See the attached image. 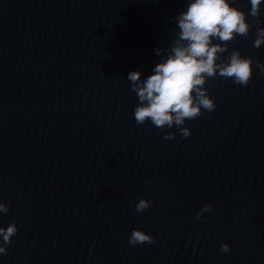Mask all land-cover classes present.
<instances>
[{
    "label": "clouds",
    "instance_id": "obj_1",
    "mask_svg": "<svg viewBox=\"0 0 264 264\" xmlns=\"http://www.w3.org/2000/svg\"><path fill=\"white\" fill-rule=\"evenodd\" d=\"M250 12L257 18L261 13L262 0H250ZM179 31L168 49L157 48L161 56L152 74L142 79L140 71H132L127 79L131 91L138 98L134 109V119L138 125L149 120L157 128L180 129V135H191L184 127L187 120L199 118L203 111L212 112L216 105L208 93L206 84L217 76L231 79L234 84L246 87L253 76V65L264 75V64L258 59L242 56L239 50L232 49L227 60L223 54L229 51L228 45L237 36L248 38L252 25L246 20V13L234 6L233 0H189L186 10L176 17ZM218 41V42H216ZM264 45V28H257L253 46L259 49ZM166 53V55H164ZM165 140L175 139V133H166ZM152 201L140 199L135 210L142 213L148 210ZM9 207L0 201V213H8ZM213 211L212 205H204L197 213L200 220L205 212ZM18 232L15 222L6 228L0 227V254L7 253V245ZM128 243L130 245L155 244V238L140 229H133ZM230 245H221V252L228 253Z\"/></svg>",
    "mask_w": 264,
    "mask_h": 264
}]
</instances>
